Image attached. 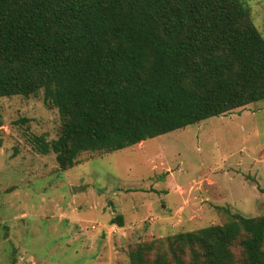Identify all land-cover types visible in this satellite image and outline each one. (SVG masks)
Returning <instances> with one entry per match:
<instances>
[{"label": "trees", "instance_id": "1", "mask_svg": "<svg viewBox=\"0 0 264 264\" xmlns=\"http://www.w3.org/2000/svg\"><path fill=\"white\" fill-rule=\"evenodd\" d=\"M40 91L61 125L32 146L67 169L264 99V38L242 0H0V96ZM232 217L166 237L162 262L264 264V214Z\"/></svg>", "mask_w": 264, "mask_h": 264}, {"label": "rangeland", "instance_id": "2", "mask_svg": "<svg viewBox=\"0 0 264 264\" xmlns=\"http://www.w3.org/2000/svg\"><path fill=\"white\" fill-rule=\"evenodd\" d=\"M242 1L264 38V0ZM60 125L42 91L0 96V264L173 263L166 237L264 214V99L67 169L31 142Z\"/></svg>", "mask_w": 264, "mask_h": 264}]
</instances>
